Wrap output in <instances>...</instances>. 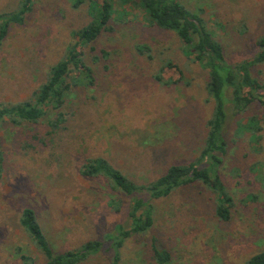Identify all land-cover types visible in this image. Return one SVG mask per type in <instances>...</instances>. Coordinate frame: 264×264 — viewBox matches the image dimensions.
Returning <instances> with one entry per match:
<instances>
[{"label": "rangeland", "instance_id": "rangeland-1", "mask_svg": "<svg viewBox=\"0 0 264 264\" xmlns=\"http://www.w3.org/2000/svg\"><path fill=\"white\" fill-rule=\"evenodd\" d=\"M18 1L0 0V12L15 10ZM179 1L216 32L229 63L254 58L255 41L264 36V0ZM139 14L130 10L81 49L93 83L71 89L63 106L65 127L54 139L47 140L46 119L0 124V264H21L19 249L44 262L19 224L25 206L55 237L56 251L97 239L102 249L80 264H110V237L128 223L129 198L113 194L104 180L82 178L77 168L87 158L104 157L142 182L198 155L212 109L207 72L182 54L174 32L145 25ZM88 21L85 5L32 0L23 23L12 25L0 46V102L28 99L72 41L71 30ZM251 72L264 82V62ZM252 115L259 119L257 139L236 130ZM225 139L219 174L232 197L230 218L215 216L213 194L203 184L184 185L152 201L151 227L125 242L120 264H155L153 237L170 252V264H243L264 250V106L255 102L230 114ZM112 198L123 200L120 210Z\"/></svg>", "mask_w": 264, "mask_h": 264}, {"label": "trees", "instance_id": "trees-1", "mask_svg": "<svg viewBox=\"0 0 264 264\" xmlns=\"http://www.w3.org/2000/svg\"><path fill=\"white\" fill-rule=\"evenodd\" d=\"M70 1L74 8L86 6L89 21L71 30L72 41L66 45L59 60L50 67L44 81L32 91L28 99L12 103L0 102V124L6 120L17 125L46 119L47 140L54 139L65 127L67 116L63 106L71 89L79 84L86 86L93 83V71L84 61L81 49L103 31L112 30L113 23L129 15L130 10L138 8L140 20L145 25L174 32L180 40L182 54L207 72L206 100L211 102L212 109L196 158L187 163H172L156 178L137 182L104 157L87 158L77 168L82 178L104 180L113 194L129 198L126 210L128 223L117 225L113 231L115 234L110 237V264H120L121 248L125 242L151 227L154 208L152 201L166 198L184 185L203 184L213 194L215 216L227 221L231 216L233 201L219 174L227 152L225 126L230 114H241L255 102L264 106V82L255 79L251 72L252 66L264 62V36H259L255 41L258 51L254 58L232 64L228 62L216 32L206 24L199 12L190 10L179 0ZM31 4L32 0H19L15 10L0 12V46L10 27L23 23ZM165 66L178 71L177 65L171 62L165 63ZM155 78L162 81L160 74ZM176 81L179 80L169 82ZM257 123L258 117L252 115L246 124L237 123L236 130L241 133L247 131L251 133V138L257 139L254 137L255 131L259 129ZM1 164L0 149V174ZM114 198L110 203L120 210L123 200ZM19 224L44 257L42 264H80L102 249L101 240L89 239L76 248L56 251L55 237L52 239L47 236L35 210L30 206L21 210ZM150 251L155 264L171 263L170 252L155 237L151 239ZM18 254L21 264H37L32 253L19 249ZM243 264H264V250L253 254Z\"/></svg>", "mask_w": 264, "mask_h": 264}]
</instances>
